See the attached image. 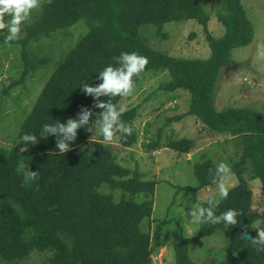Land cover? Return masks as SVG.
Listing matches in <instances>:
<instances>
[{
    "label": "trees",
    "instance_id": "16d2710c",
    "mask_svg": "<svg viewBox=\"0 0 264 264\" xmlns=\"http://www.w3.org/2000/svg\"><path fill=\"white\" fill-rule=\"evenodd\" d=\"M34 18L24 25V36L16 40L22 45L21 77L11 80L2 91L6 94L30 71L50 66L52 71L13 143L0 145V264H26L33 252L45 253L40 264H153L149 226L156 180L145 179L137 168L118 163L101 136L91 151L82 149L91 136L84 128L78 129L77 139L64 155L55 146V136L39 138L44 124L57 120L66 123L68 118H76L82 106L92 109L91 119L95 120V113L101 110L92 108L94 98L83 94L80 85L100 83L98 71L114 65L113 58L121 52H137L149 61L141 76L134 77L135 85L146 71L152 70L169 77L157 89H184L190 93L188 109L167 117L165 126L190 114L217 135L240 138L241 145L235 151L238 158L229 166L238 181L228 188L227 199L220 197L216 201L217 214L230 208L238 210L242 213L240 223L228 230L223 224L199 225L198 232L206 235L220 230L228 239L226 251L233 264H264V252L257 253L238 238L245 226L255 237V222L264 223V217L258 215V209L264 208V113L250 107L217 110L212 102L219 68L230 63L235 46L253 38L252 23L242 0H223L217 20L223 24L224 34L218 38L207 31L209 16L199 0H53L51 4L42 0ZM183 19L203 25L211 52L208 58H176L152 48L139 34L141 25L153 24L156 32L165 36L161 32L164 23ZM78 21L87 30L61 57L52 61L38 51L44 38L58 29L74 27ZM33 42L40 47L33 50ZM122 99L116 97L113 103L122 107ZM137 115V106L128 107L122 120L133 127ZM160 132L159 129L161 138ZM26 133L37 135L39 143L20 153L23 145H17V141ZM115 135L122 147H130L137 140L135 130L126 139L122 133ZM159 137L150 139L146 150L164 147L187 154L194 147L187 137L167 138L164 143H159ZM27 169L39 171L38 191L35 184L22 183ZM193 170L198 181L193 188L214 185L216 165L210 158L194 163ZM246 170L260 183V204L255 207L244 178ZM182 188L190 187H178ZM115 193H119L118 198ZM140 193L144 194L142 198H138ZM207 200L200 206L207 207ZM143 220L145 229L140 225ZM164 223L166 219L156 223L157 234ZM174 257L176 264H196L189 257L186 236L175 243Z\"/></svg>",
    "mask_w": 264,
    "mask_h": 264
},
{
    "label": "rangeland",
    "instance_id": "374dc122",
    "mask_svg": "<svg viewBox=\"0 0 264 264\" xmlns=\"http://www.w3.org/2000/svg\"><path fill=\"white\" fill-rule=\"evenodd\" d=\"M199 1L209 16L207 31L214 38L221 37L224 26L217 20V15L222 11L223 0ZM242 3L252 23L253 38L247 44L235 46L231 50L230 63L219 68L212 102L217 110L226 107H250L264 113V60L256 57L257 42H264V0H242ZM35 12H32L26 25L35 20ZM25 24L22 25L20 38L24 36ZM86 30L84 23L78 21L74 27L58 29L51 34L53 37L44 38L41 47L33 42V50L40 47L39 52L49 55L55 61ZM161 32L166 35L158 34L153 24L139 27V34L152 48L176 58L206 59L211 54L203 25L193 19L166 22ZM6 35L7 30L0 31V145L3 146L13 143L23 118L52 71L51 66V71L47 68L30 71L24 81L17 82L4 94L2 90L6 85L21 77L24 66L21 43L13 41L6 45ZM46 40L51 42L49 46ZM168 78L166 73L146 71L135 85L133 94L120 102L125 108L137 106L138 115L133 121L137 140L130 147H122L117 143L118 135H115L113 142L107 146L118 163L131 169L137 168L143 178L157 182L153 192V212L149 226L151 245L154 248L153 264H176L174 245L181 236L188 238L189 257L196 264H233L226 251L227 237L220 230L200 235L199 225L190 223L186 213L191 207L200 206L207 199L211 198L216 202L220 198L216 185L193 188L192 185L198 184L193 164L210 158L216 166L221 162L230 166L238 158L235 151L241 145L240 138L217 135L203 128L196 117L190 114L165 126L167 117L186 111L190 103V93L184 89H178L174 93L157 89ZM159 129L161 138L157 133ZM158 137L159 143H164L167 138L187 137L193 141L194 147L187 154L164 147L146 150L145 144ZM98 138V135L91 133L89 141L81 148L91 151ZM244 178L249 183L252 204L254 207L258 206L259 180L254 179L248 170L244 172ZM237 181V176L231 173L227 187L233 186ZM186 186L190 188L178 189ZM118 195L119 193H115V198ZM143 195L140 193L138 198ZM165 219L166 223L161 224L157 234L156 223ZM140 225L145 229L146 220L141 221ZM44 254L31 253L26 264L42 263Z\"/></svg>",
    "mask_w": 264,
    "mask_h": 264
},
{
    "label": "clouds",
    "instance_id": "9594fccd",
    "mask_svg": "<svg viewBox=\"0 0 264 264\" xmlns=\"http://www.w3.org/2000/svg\"><path fill=\"white\" fill-rule=\"evenodd\" d=\"M48 4L53 0H46ZM42 7V0H0V31L7 30L4 43L10 45L11 42L20 38L22 25L31 19L32 12ZM7 17V19H6ZM256 57L264 60V42H257ZM114 65H108L98 71L97 80L100 83L93 86L88 82H82L81 92L94 98L93 109L101 111L95 113V120H92V109L81 107L76 118H68L66 123L57 120L54 124H44L40 130L39 138L47 139L55 136V146L60 155H64L71 150V144L77 139L78 129L84 128L89 133L96 134L103 138L104 145L113 142L117 132L122 133L123 137L133 134V127L122 120L126 111L125 107H118L113 103L116 97L126 98L133 94L135 89L134 77L139 78L145 71L149 61L147 57L139 55L137 52H121L113 58ZM102 97L107 99H101ZM39 138L35 134H24L17 141L20 153L29 150V145L35 146L39 143ZM231 175V168L226 163H219L216 166L215 176L212 183L216 185L221 199H227L229 189L227 181ZM39 171L26 170L23 174V184L36 185L39 190ZM196 187L195 185H192ZM217 203L213 199L207 200V207L193 206L187 211L190 223L196 225H219L223 224L226 230L238 226V217L242 213L235 209H228L220 214L216 213ZM52 208H49L51 211ZM258 215L264 217V208L258 209ZM247 226L238 238L246 241L257 253L264 252V223L260 220L255 222V237L250 236Z\"/></svg>",
    "mask_w": 264,
    "mask_h": 264
},
{
    "label": "crops",
    "instance_id": "0c3cea01",
    "mask_svg": "<svg viewBox=\"0 0 264 264\" xmlns=\"http://www.w3.org/2000/svg\"><path fill=\"white\" fill-rule=\"evenodd\" d=\"M176 91V90H175ZM175 91H173V92H169V93H174Z\"/></svg>",
    "mask_w": 264,
    "mask_h": 264
}]
</instances>
